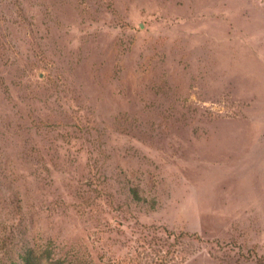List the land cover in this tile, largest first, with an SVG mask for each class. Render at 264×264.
I'll return each instance as SVG.
<instances>
[{
	"label": "rangeland",
	"instance_id": "374dc122",
	"mask_svg": "<svg viewBox=\"0 0 264 264\" xmlns=\"http://www.w3.org/2000/svg\"><path fill=\"white\" fill-rule=\"evenodd\" d=\"M28 252L264 264V0H0V264Z\"/></svg>",
	"mask_w": 264,
	"mask_h": 264
},
{
	"label": "trees",
	"instance_id": "16d2710c",
	"mask_svg": "<svg viewBox=\"0 0 264 264\" xmlns=\"http://www.w3.org/2000/svg\"><path fill=\"white\" fill-rule=\"evenodd\" d=\"M133 198L137 201H140V197L135 189L131 190ZM11 264H41L39 259H36L30 252L26 253L20 258L19 261H14Z\"/></svg>",
	"mask_w": 264,
	"mask_h": 264
}]
</instances>
